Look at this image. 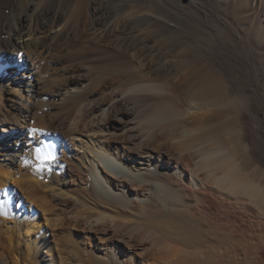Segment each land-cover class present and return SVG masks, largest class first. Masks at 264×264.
I'll list each match as a JSON object with an SVG mask.
<instances>
[{"label": "bare ground", "instance_id": "bare-ground-1", "mask_svg": "<svg viewBox=\"0 0 264 264\" xmlns=\"http://www.w3.org/2000/svg\"><path fill=\"white\" fill-rule=\"evenodd\" d=\"M15 1L0 0V264H264V213H249L264 210V160L237 137L250 98L226 86L206 112L199 98L228 83L231 25L264 49V0L231 22L201 0ZM59 42L99 50L63 67ZM39 48L62 64L39 72Z\"/></svg>", "mask_w": 264, "mask_h": 264}, {"label": "rangeland", "instance_id": "rangeland-1", "mask_svg": "<svg viewBox=\"0 0 264 264\" xmlns=\"http://www.w3.org/2000/svg\"><path fill=\"white\" fill-rule=\"evenodd\" d=\"M15 1V0H14ZM17 1V0H16ZM15 1V2H16ZM184 1V4L186 3V0H183ZM201 1H204L205 3L209 4V5H212L213 2V6L217 7V8H220L221 10L224 11V13L228 16V19L229 21L231 22L232 20L233 21H237L243 12L247 13V9H246V1L247 0H201ZM241 1V2H240ZM57 2H59V0H57ZM209 2V3H208ZM225 3V4H224ZM239 5H238V4ZM242 3V4H241ZM216 4V5H215ZM224 4V5H223ZM228 5V6H227ZM220 6V7H219ZM238 9V7H240ZM244 7V8H242ZM232 9V10H231ZM238 9V10H236ZM9 10V9H7ZM229 10V11H228ZM8 12V11H7ZM232 12V13H231ZM237 12V13H236ZM242 12V13H241ZM240 15H239V14ZM78 15V13H77ZM230 15V16H229ZM74 18V19H73ZM73 18L69 19L67 21L70 22V29L71 31H73L72 33H76V29L77 27L75 28V26L78 25V19L77 17H74ZM237 18V19H236ZM71 20H73L71 22ZM206 20H209V17L206 18ZM65 22V21H64ZM74 24V25H73ZM232 27V30L238 35L240 36L238 41H240L239 44L238 41L236 43V40H229V41H226L225 42V48H222L219 53H218V57L220 59V61H222L221 63H223V66L226 67V73L223 75V78L229 83H223L219 86H215L216 84L213 83L212 80L210 79H207L206 81H204V86L205 88H203L202 92L200 93L199 97L200 99H204L205 101H203L205 104V106L203 107L204 109V112L212 109V106L208 105V103H210V100L211 99H214L219 97V106H223L224 104V101L222 98V92L225 90V88L223 87H229L231 89L234 88L235 90V94L239 93V90L240 92L241 91H245V92H242V94H245L247 97L250 98L249 102H248V109L252 112V116L251 118L249 117V120H247V126H250V128L248 127V132L247 131H242V129H240L241 131L239 133H237V137H240L239 139L242 140V142L244 144H246L249 148L248 149V155L253 158V159H259V160H264V49H257L256 48V43H255V38H252V41L250 40L251 39V33L247 32L246 29L245 30H242L241 28H239V26H237L236 24H234L233 26L231 25ZM238 27V28H237ZM73 28V29H72ZM247 37V39L245 38ZM245 38V39H244ZM244 41H243V40ZM246 40V41H245ZM250 40V41H249ZM234 42V43H233ZM56 44V43H55ZM59 44L62 45L61 42H59L58 44H56L55 46H53L51 48V52L49 53L50 55L52 56H55L57 57L58 59L61 58L60 60L63 61L62 63H60L61 66H67L69 65L70 66V63H85L86 61L88 63L91 62V55L93 53H95L96 51H98L99 49H94L96 47H92L91 49L89 48H84V50H78L76 49V47H72L71 48V51L69 52H63V51H60L58 50L59 49ZM58 45V46H57ZM78 46L81 48L83 46L78 44ZM240 47V48H239ZM239 48V49H238ZM75 50V51H73ZM240 50V51H239ZM41 48L37 49V52L35 53V57L34 59L35 60H32L34 61L33 63L36 64L37 62V59H38V63L36 64L37 66V69L39 72H51V71H54V67L55 66H60L59 64H52L50 62H47L46 60H42L44 59L43 57H45V54L44 52L42 51ZM54 51L55 54H53L52 52ZM61 52V54L59 52ZM88 51V52H87ZM63 52V53H62ZM80 52V53H79ZM247 52V53H246ZM43 55H42V54ZM59 53V54H58ZM69 55V57L67 58L66 56ZM70 53H71V56H70ZM74 53V54H73ZM77 53V54H76ZM89 53V54H88ZM239 53V55H238ZM39 56H38V55ZM48 54V55H49ZM80 54V55H79ZM81 54H83L85 57H83ZM234 54V55H233ZM242 54V55H241ZM60 55V56H58ZM75 55V56H74ZM87 55V56H86ZM63 56V57H61ZM81 56V58L79 57ZM75 57H78V58H75ZM88 57V58H87ZM63 58V60H62ZM70 58V59H69ZM73 58V59H72ZM83 58H85L83 60ZM87 58V59H86ZM90 58V59H89ZM93 58V57H92ZM236 58V59H235ZM31 59V58H29ZM28 59V60H29ZM41 61H40V60ZM89 59V60H88ZM239 59V60H238ZM70 62H68V61ZM83 60V61H82ZM86 60V61H85ZM15 64H20V63H23V61L20 60V57L17 56V58H15ZM31 60H29V62L32 63ZM80 61V62H79ZM241 61V62H240ZM46 62V63H44ZM232 63V64H231ZM240 63V64H239ZM263 63V64H262ZM42 64V66H41ZM49 64V65H48ZM259 64V65H258ZM48 65V66H47ZM228 65V67H227ZM6 66H7V63H6ZM244 67V68H243ZM48 68V69H47ZM50 68V69H49ZM235 68V69H234ZM261 68V69H260ZM42 71H40V70ZM46 69V70H45ZM251 69V70H250ZM259 69V70H258ZM263 70V71H262ZM241 73V74H240ZM246 74V75H245ZM244 77V78H243ZM244 81V82H243ZM263 81V82H262ZM233 82V83H232ZM213 83V84H212ZM207 86H206V85ZM229 86H228V85ZM231 84V86H230ZM213 85L215 87H213ZM221 86V87H220ZM226 87V89H227ZM236 87V88H235ZM252 87V88H251ZM8 88H12L11 86H9ZM47 88H50L49 86L46 85V87H44V91H48L50 92V89L47 90ZM211 88V90H210ZM216 88V89H215ZM223 88V89H222ZM246 88V89H245ZM213 89V91H212ZM236 89L238 91H236ZM243 89V90H242ZM252 89V90H251ZM48 92H45L43 94V98L45 100H49L51 98V95L50 93L48 94ZM204 92V94H203ZM250 93V94H249ZM218 96H217V95ZM248 94V95H247ZM252 94V95H251ZM252 96V97H251ZM261 96V97H260ZM47 97V98H46ZM209 100V101H208ZM221 100H222V105H221ZM253 100V102H252ZM258 100V101H257ZM262 100V101H261ZM207 107V108H205ZM46 110V108L44 109ZM88 118H91V117H88ZM255 118V119H254ZM253 119V120H252ZM262 119V120H261ZM253 121V122H252ZM250 123V124H249ZM245 125V123H244ZM243 126V125H242ZM252 128V129H251ZM243 135H242V134ZM243 138V139H242ZM249 142V143H248ZM253 142V144H251ZM251 146V147H250ZM62 153V151H60ZM60 174V173H59ZM222 189V192H218V190H221ZM206 190H208L206 188ZM218 190H213L215 192V195L217 196L218 199H222L223 197H227V199H231L232 202L235 204L234 205V210H235V214L237 213L238 215L242 214V209L238 206H236V201H239L240 198H237L239 196H237L236 194H234V197H236V199L234 197H231L233 195V193H231V196H229L227 193H226V196H225V192H228L227 190L225 191V189L221 188V187H218ZM209 191V190H208ZM225 191V192H224ZM224 192V193H223ZM220 193V194H219ZM222 194V195H221ZM219 195V196H218ZM229 196V198H228ZM204 197L207 199V200H210L209 198H211L209 196V193H205L204 194ZM235 201H233L234 199ZM238 199V200H237ZM253 206L252 209L250 208L249 209V213L252 214L250 216L252 217H255L256 214H260L259 212H263L264 213V210L262 209H259L258 208L256 209L255 207H258L257 205H255L254 202L251 203ZM239 209H238V208ZM238 209V210H237ZM258 210V211H257ZM262 210V211H260ZM264 229V226L262 227V230ZM259 232V231H258ZM264 231H261V234H263L264 236V233H262ZM254 253L252 252L251 254H249L250 257H252V259L249 257H247V260L245 261V259L242 258V256L239 259V261L237 262V258L236 260H234L232 263L233 264H247L248 260H252L251 262L249 261L248 264H257V263H254V259H253V255ZM241 259V260H240ZM235 262V263H234ZM240 262V263H239ZM253 262V263H252ZM231 264V263H230Z\"/></svg>", "mask_w": 264, "mask_h": 264}, {"label": "snow or ice", "instance_id": "snow-or-ice-1", "mask_svg": "<svg viewBox=\"0 0 264 264\" xmlns=\"http://www.w3.org/2000/svg\"><path fill=\"white\" fill-rule=\"evenodd\" d=\"M37 131H39V130L32 129L33 134H35ZM48 148H49V145H47V144H44L43 147L35 148V157H36L37 161L40 162L41 168H42L44 162L51 158L50 152L47 151ZM0 213L6 215V213H3V203L2 202H0Z\"/></svg>", "mask_w": 264, "mask_h": 264}]
</instances>
